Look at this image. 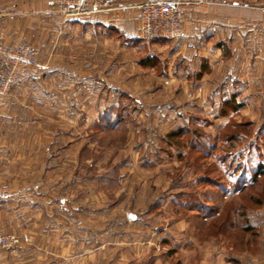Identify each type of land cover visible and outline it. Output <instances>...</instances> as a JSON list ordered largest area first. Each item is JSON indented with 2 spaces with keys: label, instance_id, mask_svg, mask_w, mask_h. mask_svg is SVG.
<instances>
[{
  "label": "rangeland",
  "instance_id": "rangeland-1",
  "mask_svg": "<svg viewBox=\"0 0 264 264\" xmlns=\"http://www.w3.org/2000/svg\"><path fill=\"white\" fill-rule=\"evenodd\" d=\"M211 1L175 40L142 42L127 8L136 29L56 57L39 150L0 177V233L20 236L0 264H264L263 13Z\"/></svg>",
  "mask_w": 264,
  "mask_h": 264
},
{
  "label": "crops",
  "instance_id": "crops-1",
  "mask_svg": "<svg viewBox=\"0 0 264 264\" xmlns=\"http://www.w3.org/2000/svg\"><path fill=\"white\" fill-rule=\"evenodd\" d=\"M141 1L144 0H119L117 7L110 10L76 14L59 6L56 0H17L12 6L15 9L10 8L0 16L6 43L29 44L37 59L44 62L43 58L48 55L51 63L47 71L44 66L29 67L11 93L0 98L1 178L11 181L18 177V168L23 166L30 143L37 145L31 150H39V138L34 136L47 132V127L44 130L41 127L42 120L49 115L47 111L43 112V106L46 108L50 102H57V97L62 95L61 88L66 85L62 75L68 73L67 66L64 69L59 66L56 57L60 54L69 57L80 39L83 43L99 39L100 27L110 25L126 31L136 29L138 19L133 21L135 15L123 14L122 10L133 8ZM211 3L249 12L261 11L260 21L264 22V0H212ZM189 7L185 6L184 10ZM245 17L249 18V15ZM182 35L188 36L190 32ZM34 86L36 88L30 89ZM6 203L3 201L0 207L4 212Z\"/></svg>",
  "mask_w": 264,
  "mask_h": 264
},
{
  "label": "built area",
  "instance_id": "built-area-1",
  "mask_svg": "<svg viewBox=\"0 0 264 264\" xmlns=\"http://www.w3.org/2000/svg\"><path fill=\"white\" fill-rule=\"evenodd\" d=\"M56 2L73 13L81 14L116 8L119 0H56ZM206 2L207 0H144L139 2L133 6L139 14V39L146 44L159 40L177 39L183 25L185 6H200ZM37 63V58L29 45L6 43L5 36L1 33L0 97L9 95L26 70ZM10 195V184L0 180V202L7 200ZM19 243L18 234L0 233V249L15 247Z\"/></svg>",
  "mask_w": 264,
  "mask_h": 264
},
{
  "label": "trees",
  "instance_id": "trees-1",
  "mask_svg": "<svg viewBox=\"0 0 264 264\" xmlns=\"http://www.w3.org/2000/svg\"><path fill=\"white\" fill-rule=\"evenodd\" d=\"M263 168H264V164H260L257 173H259L260 171H264Z\"/></svg>",
  "mask_w": 264,
  "mask_h": 264
}]
</instances>
